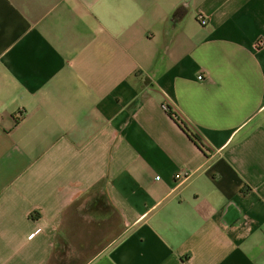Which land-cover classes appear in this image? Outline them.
<instances>
[{
    "label": "crops",
    "instance_id": "crops-1",
    "mask_svg": "<svg viewBox=\"0 0 264 264\" xmlns=\"http://www.w3.org/2000/svg\"><path fill=\"white\" fill-rule=\"evenodd\" d=\"M260 41L264 0H0V264H264Z\"/></svg>",
    "mask_w": 264,
    "mask_h": 264
},
{
    "label": "built area",
    "instance_id": "built-area-1",
    "mask_svg": "<svg viewBox=\"0 0 264 264\" xmlns=\"http://www.w3.org/2000/svg\"><path fill=\"white\" fill-rule=\"evenodd\" d=\"M198 21H199V23L201 24V25H207V20L205 19V17H203V16H199L198 17ZM264 45V42L263 41H260L259 43H258V46L259 47H262ZM199 79L200 80H203V77H199ZM177 178H179V179H183V178H187V176H182V175H178L177 176Z\"/></svg>",
    "mask_w": 264,
    "mask_h": 264
},
{
    "label": "trees",
    "instance_id": "trees-1",
    "mask_svg": "<svg viewBox=\"0 0 264 264\" xmlns=\"http://www.w3.org/2000/svg\"><path fill=\"white\" fill-rule=\"evenodd\" d=\"M170 113H171V115H173L174 116V114L170 111ZM185 127V126H184ZM185 130H186V132L191 136V137H193V139H195L196 140V137L194 136V135H192L191 133H190V131L185 127L184 128Z\"/></svg>",
    "mask_w": 264,
    "mask_h": 264
}]
</instances>
